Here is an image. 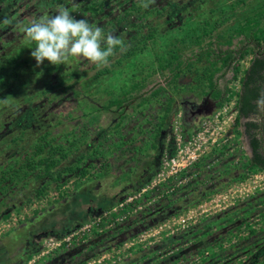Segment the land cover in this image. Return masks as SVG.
Listing matches in <instances>:
<instances>
[{
    "label": "rangeland",
    "instance_id": "rangeland-1",
    "mask_svg": "<svg viewBox=\"0 0 264 264\" xmlns=\"http://www.w3.org/2000/svg\"><path fill=\"white\" fill-rule=\"evenodd\" d=\"M238 1L155 0L116 26L129 0H0V60L11 51L28 75L22 79L27 88L18 95L15 85L22 76L10 79L7 100L15 102L0 113V177L27 157L36 164L33 153L42 137L64 155L53 171L73 170L59 183L36 170L21 182L1 183L0 264H264V172L244 170L248 140L230 110L251 54L236 63L238 74L226 73L221 82L227 99L207 118L190 116L205 101L206 78L185 72L174 80L176 60L167 66L162 60L166 68L160 71L154 57L190 58L198 52L195 35L203 20L218 18L219 10L233 5L236 18L215 31L217 37L264 3ZM91 2L103 5L98 17L83 12ZM58 6L101 27L105 36L121 38L125 50H115L103 68L87 61L37 67L31 48L21 45L20 27L31 18L55 15ZM180 28L177 39L163 41ZM152 30L154 40L147 39ZM139 41L147 46L143 52ZM133 45L134 55L123 57ZM43 66L59 72L48 75ZM206 67L204 60H191L193 72ZM6 80L9 75L0 78V87ZM216 113L218 120L209 122ZM205 121L209 126L202 129ZM180 136L187 157L196 158L187 173L191 180L184 182L182 172L169 176V169L157 178Z\"/></svg>",
    "mask_w": 264,
    "mask_h": 264
},
{
    "label": "trees",
    "instance_id": "trees-1",
    "mask_svg": "<svg viewBox=\"0 0 264 264\" xmlns=\"http://www.w3.org/2000/svg\"><path fill=\"white\" fill-rule=\"evenodd\" d=\"M52 1L60 2L61 0ZM129 2V7L116 18V26H122L124 23L129 22L133 15L144 10V8L140 7L139 3H136L134 0H129ZM238 2H241V4L243 3L242 0ZM103 10V5L101 3L91 2L83 9V12L86 16L93 18L98 17ZM211 14V17H213L214 12L211 11ZM219 14L220 16L218 18H206L201 22V33L195 35V43L198 45V52L193 54L192 57L180 61L179 55L177 54V56H174L173 52H171L173 55L169 57V60H165L166 58L161 59V57L156 55L154 57L158 60L160 71L166 68L163 62L167 66L168 63L171 64L173 60H176L177 63L174 64L170 73V78L174 80L183 76L185 72L193 74L197 79L205 77L206 83L203 85L202 94L205 97L209 96L210 99L215 101L216 108H218L226 101L229 93L227 87L224 85L221 88L218 81L223 80L226 73L231 69L235 74H238V69L235 68L236 63H238L246 53L250 52L252 59L239 79L240 86L236 94V104L234 107L237 114L235 123L237 126L243 128L240 134L247 138L249 147L251 148V155L244 164V170L248 173L254 170H261L264 172V3L258 8L257 12L251 14L248 19L243 22H238L235 27L226 30L224 34L213 37L215 31H219L225 27L231 18H236L233 5L219 10ZM198 23L200 24V22ZM131 26L134 28L136 27V25ZM180 31L181 28L173 33L167 34V37L164 38L163 41L170 42L173 38L177 39L175 37ZM154 37L155 33L152 30L148 33L147 39L154 40ZM238 38H241L240 42L237 43L239 46L236 47V45L235 48L232 49L231 46L233 45L234 39ZM176 42L179 43L178 40H176ZM21 45L25 46L23 40ZM139 45V52H143L147 49V46L144 44L142 45L141 41H139ZM136 48L137 46L133 45L130 49H127L123 57H132L134 55L133 53L136 52ZM116 50H119V48ZM177 51L179 54L182 52L179 48ZM16 57L17 58L11 55V51H7L0 60V78L9 75V80H6L3 87H0V89H3V91L1 90L0 92L4 94V97H0V113H2V109L7 108L15 102L14 99L7 100L9 91L11 90L10 79L13 80L18 76H22L21 79L18 78L20 83L15 85L16 91L19 92L16 93L17 95L27 88V84L22 80L23 77H28V75L25 74L26 66L22 67L23 63L18 61V56ZM162 60L164 61L162 62ZM191 60H197L199 63L204 60L207 65L206 69H202L201 72H193L191 69ZM17 68L19 69L17 70ZM42 69L45 70L48 75L59 72L58 68H53V70L48 72L46 71V66H43ZM104 71L106 70L99 72L102 74ZM60 77L58 76V81L61 80ZM136 85H142L140 88H144V84L138 83ZM158 90L153 93L158 94L160 92ZM10 97L12 96L10 95ZM121 103V101H116L118 106ZM40 142V144L35 146L37 153H33V156L38 158L36 164L33 163L31 158H25V162H23L22 165L17 166L15 164L16 166H13L10 171H5L3 173L0 177V185L1 183H7L9 181L21 182L29 176V172L35 170L38 172L44 171V175H46L48 180L56 183H59L62 177L67 173L73 172L69 167L63 168L60 171H53L58 161L64 158L61 148L51 146L44 137L40 139ZM45 150L47 151L44 154ZM168 151L169 154H172L174 148L169 146ZM86 173L87 171L85 169L80 171L81 176H85ZM42 191L43 190L38 191V195L42 194ZM80 226L81 225H78L77 227L69 229L65 234H56L55 237L56 239H62ZM177 241H179V238L172 239V242ZM31 256L32 255L29 254L27 259H31Z\"/></svg>",
    "mask_w": 264,
    "mask_h": 264
},
{
    "label": "clouds",
    "instance_id": "clouds-1",
    "mask_svg": "<svg viewBox=\"0 0 264 264\" xmlns=\"http://www.w3.org/2000/svg\"><path fill=\"white\" fill-rule=\"evenodd\" d=\"M155 0H140L139 6L147 9ZM4 23H9L4 20ZM23 42L31 48V58L37 67L47 62L57 66L72 61H87L97 68L109 63L115 50H125L124 41L113 34L105 36L103 29L85 19H76L63 6L55 15L31 18L20 27ZM259 104V101H258Z\"/></svg>",
    "mask_w": 264,
    "mask_h": 264
},
{
    "label": "built area",
    "instance_id": "built-area-1",
    "mask_svg": "<svg viewBox=\"0 0 264 264\" xmlns=\"http://www.w3.org/2000/svg\"><path fill=\"white\" fill-rule=\"evenodd\" d=\"M229 72L232 73V76L234 75V72H233L232 69L229 70ZM235 104H236V100H235L234 104L232 105V107L230 109L234 113L236 112L234 110ZM223 108H224L223 110H224V113H225L226 112L225 111V104L223 105ZM222 115H223V113H222ZM219 117H220V113H216L214 116H212L213 119L211 121H209V122L213 123V122L217 121ZM203 126L204 127H202V129H204V128L207 129L208 128L209 125H208L207 121L203 122ZM176 141H177V146H176L175 155L169 156V157H165L162 160V170H161V173L158 175L157 178L161 177L163 175V172L166 169L167 170L169 169L170 170L169 171V176H176V174L182 172L183 176H184V182H186V181L191 180V178H192V176H187V173H188V170L191 169V167L195 164L196 158H195V156L187 157V150L189 148L183 146V141H182L181 136L177 137ZM187 144H190V143H187ZM185 156L187 157L186 163L183 161L185 159ZM180 183L181 182H179V184ZM173 189H174V187H171L169 191L172 192Z\"/></svg>",
    "mask_w": 264,
    "mask_h": 264
},
{
    "label": "crops",
    "instance_id": "crops-1",
    "mask_svg": "<svg viewBox=\"0 0 264 264\" xmlns=\"http://www.w3.org/2000/svg\"><path fill=\"white\" fill-rule=\"evenodd\" d=\"M240 40H241V38H238V39H236V41H234V43H233V45L231 46V48L233 49V48H235V46L237 45V43L238 42H240ZM239 46V44L236 46V47H238ZM248 53H250V52H248ZM252 59V56L250 57V59L248 60V63L246 64V66H245V68H244V70H243V72L247 69V67L249 66V63H250V60ZM242 76V75H241ZM222 80H219L218 81V83L220 84V87L222 88L223 86H224V83H222L221 82ZM204 104V105H203ZM202 105L203 106H205L206 105V108L207 109H209V110H213V109H216V102L215 101H213L212 99H210V97L209 96H206L205 97V101H203L202 102ZM201 105V106H202ZM200 106V107H201ZM190 116H192L191 115V113H190ZM206 118L208 117V114H205L204 115ZM241 129H243V128H241ZM247 139V138H246ZM247 144L249 145V142L247 141ZM169 148V147H168ZM247 153H248V150H247ZM248 155H249V153H248ZM250 156V155H249ZM195 229V228H194ZM197 230H194V233H196L197 234Z\"/></svg>",
    "mask_w": 264,
    "mask_h": 264
},
{
    "label": "water",
    "instance_id": "water-1",
    "mask_svg": "<svg viewBox=\"0 0 264 264\" xmlns=\"http://www.w3.org/2000/svg\"><path fill=\"white\" fill-rule=\"evenodd\" d=\"M211 113V110L207 109V108H203L202 107H199L197 110H195L194 112L191 113L192 116L194 115H201V114H210ZM247 150H248V153L249 155H251V148L249 147V145L247 144Z\"/></svg>",
    "mask_w": 264,
    "mask_h": 264
},
{
    "label": "flooded vegetation",
    "instance_id": "flooded-vegetation-1",
    "mask_svg": "<svg viewBox=\"0 0 264 264\" xmlns=\"http://www.w3.org/2000/svg\"><path fill=\"white\" fill-rule=\"evenodd\" d=\"M203 105H204V104H203ZM203 105H202L201 107H202V109H203V108L205 109V108H206V105H205V106H203ZM198 108H199V107H198ZM198 108H196L195 110H197ZM193 112H194V111H193ZM190 113H192V112H190ZM192 117H194V116H192Z\"/></svg>",
    "mask_w": 264,
    "mask_h": 264
}]
</instances>
